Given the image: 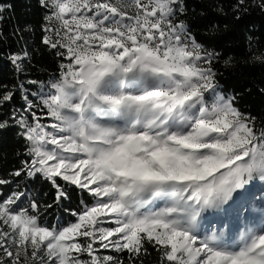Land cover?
I'll return each mask as SVG.
<instances>
[{"label":"snow or ice","instance_id":"6c2138e0","mask_svg":"<svg viewBox=\"0 0 264 264\" xmlns=\"http://www.w3.org/2000/svg\"><path fill=\"white\" fill-rule=\"evenodd\" d=\"M37 2L41 43L61 62L47 84L28 82L39 91L22 113L0 118L28 158L0 178V264H124L101 250L143 264L149 247L158 264H264V207L237 239L201 224L264 182V120L217 80L219 53L182 19L186 0ZM250 5L264 12V0H235L232 14ZM26 56L9 55L17 72ZM251 59L264 64V52ZM13 98L0 93V107ZM37 179L52 191L29 187ZM73 190L90 200L63 208ZM55 209L75 219L41 224Z\"/></svg>","mask_w":264,"mask_h":264},{"label":"trees","instance_id":"16d2710c","mask_svg":"<svg viewBox=\"0 0 264 264\" xmlns=\"http://www.w3.org/2000/svg\"><path fill=\"white\" fill-rule=\"evenodd\" d=\"M0 3L11 5L6 8L0 21V93L12 92L14 97L6 106L0 107V118L7 119L12 112H23L26 102L22 89H27L29 100L35 99L32 93L38 91L39 85L28 82L47 84L58 76L61 61L41 43L44 10L37 0H0ZM234 3L235 0H186L187 11L182 19L191 26L198 42L219 53L220 58L214 62L217 80L228 93H237L241 111L250 112L259 122L264 120V93L260 91L264 88V64L253 62L251 57L264 52V12L250 5L249 10L241 13V18L237 20L231 10ZM25 52L27 56L22 63L23 70L17 72L8 57ZM225 60L229 61L228 65H225ZM33 111L39 116L46 115L42 109ZM25 115L30 117L31 113ZM16 132L15 128L0 131V178L11 179L9 173L20 168L21 161L28 159L24 155L26 145ZM29 187L41 193L52 191L48 183L39 179ZM3 190L7 193L8 186H3ZM82 198L90 200L86 194L73 190L71 198L64 201L63 208L79 209ZM61 219L66 224L75 218L61 209H55L40 223L51 226ZM101 254L118 256L124 264H128L126 254L107 250ZM141 260L143 264H158V254L149 247V254L142 256ZM137 264H140L139 260Z\"/></svg>","mask_w":264,"mask_h":264},{"label":"rangeland","instance_id":"374dc122","mask_svg":"<svg viewBox=\"0 0 264 264\" xmlns=\"http://www.w3.org/2000/svg\"><path fill=\"white\" fill-rule=\"evenodd\" d=\"M112 2H115V0H112ZM128 2H131V0H128ZM22 91L24 96H26L25 89H22ZM42 119H46V121ZM40 122L50 124L52 121L48 119L46 115H41ZM262 189H264V182L257 180L250 186H246V190L233 193L235 203L232 204V207L228 208V206L225 205L224 207L228 208L226 213L220 209H210L205 212L201 221L202 227L204 229L223 231L226 236L231 235L233 239H237L239 232L246 224L251 227L253 224L259 223V210L261 207H264V199H261V197L264 196V191H262ZM102 251L103 250L99 252L101 256Z\"/></svg>","mask_w":264,"mask_h":264}]
</instances>
